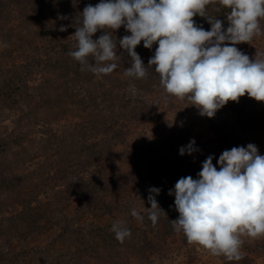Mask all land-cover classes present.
I'll return each mask as SVG.
<instances>
[{"label":"rangeland","instance_id":"374dc122","mask_svg":"<svg viewBox=\"0 0 264 264\" xmlns=\"http://www.w3.org/2000/svg\"><path fill=\"white\" fill-rule=\"evenodd\" d=\"M97 1H65L64 10L69 7L65 14L72 15L74 10L82 8V4ZM261 26L264 28V20H261ZM3 41L0 37V51L5 49ZM40 46L35 43L32 48L39 50ZM236 47L254 59L256 52H264V36L254 38L250 43L237 44ZM32 48L26 49L25 44L20 52L16 48L0 52V67L3 62L25 64L33 57ZM7 76V72L0 71V250L4 254L11 256L18 252L48 249L52 244L50 241L62 234L65 224L45 228L46 221L55 223L64 217L68 227L74 231V239L78 235L77 231L84 229L85 238L82 236L81 239L87 242L89 250L82 252L89 259L88 264H264V236H242L243 259L237 262L229 261L224 256H214L202 246L188 242L183 233L174 231L170 221L178 218V212L174 207V196L168 195L174 186H167L171 178L178 177L174 170L169 171L160 182L165 187L160 188L156 199L159 207L163 206L167 217L161 216L155 226L148 220L143 205L135 197L138 195L144 201V207H150L147 203L149 187L142 184L145 175L130 167L128 159L131 156L142 157L149 147L154 153L161 146H169L172 142H175L174 148L179 147L183 143L182 137L188 139L179 132L187 128L191 129V140H195L200 152L197 153L198 159L193 157V164L198 165L210 148L216 149L214 152L218 159L221 151L217 149L214 129L222 122L227 125L231 112L219 115L218 110L211 118L217 122L213 125L207 117L199 115V110L191 105V101L171 96L169 105L161 102L156 108L158 110L154 109L156 112L153 110L147 114L146 124H131L130 133H126L124 138L117 139L114 135L107 139L90 135L83 138L81 126L89 124L74 116V111L64 109L67 114L58 116V109H47L48 103H37L28 108L26 94L17 92L13 96L9 93V83L4 81ZM29 78L30 86L42 82L41 74ZM22 81L26 83V75ZM127 96L150 101L146 94L131 88ZM13 97L16 103H13ZM156 97L157 94H154L153 98ZM245 121L249 127H256L247 137V143L254 144L253 137L260 134L259 129L264 130V124L255 119ZM261 138L264 139V136ZM101 139L106 141L98 146L100 150L97 153L96 149L89 148L90 144H96ZM257 147L258 150L260 147L259 154L264 155V140ZM76 164L78 169H75ZM189 166L183 168L180 175L186 176V171H192V165ZM78 179L94 183L98 190L94 194L97 199L94 196L91 199L96 204L101 202L97 210L84 216L78 215L77 200L69 190L70 183ZM133 208L144 215L142 223L130 215ZM32 213L39 216L35 227L28 226ZM116 220L124 221L132 233L123 243L118 242L110 231L112 222ZM42 225L43 229L40 228ZM21 232L25 235L23 239H9V235ZM98 234H101V238ZM32 260L49 264L45 259L34 257ZM67 261H70V257ZM24 262L28 263L26 259L20 263ZM0 264L6 263L0 259Z\"/></svg>","mask_w":264,"mask_h":264},{"label":"clouds","instance_id":"9594fccd","mask_svg":"<svg viewBox=\"0 0 264 264\" xmlns=\"http://www.w3.org/2000/svg\"><path fill=\"white\" fill-rule=\"evenodd\" d=\"M210 3L211 0H99L95 6L88 4L72 35L77 41L76 50L69 55L79 62L82 72L102 77L120 67L118 61L126 51L131 63L124 69L125 77L143 79L148 67H153L165 95L191 101L202 117L213 118L227 102H237L245 94L264 103V52H256L250 59L236 47L264 36V0H218L229 10L226 30L221 20L207 19L211 28L205 30L193 19L206 17ZM122 26L130 35L117 40L114 32ZM98 31L103 34L94 40ZM141 42L149 50L157 44L147 66L135 51ZM198 151L193 139L179 149V155L191 156ZM213 159L209 155L203 161L195 179L181 177L169 190L178 212V218L170 223L188 242L214 256L238 262L243 259L241 237L264 236V155L250 143L224 150L215 165ZM148 192L149 208L144 207L138 195L135 197L155 226L167 214L156 199L161 189L151 187ZM130 215L140 223L145 218L135 208ZM110 231L121 243L132 235L121 220L113 221Z\"/></svg>","mask_w":264,"mask_h":264},{"label":"trees","instance_id":"16d2710c","mask_svg":"<svg viewBox=\"0 0 264 264\" xmlns=\"http://www.w3.org/2000/svg\"><path fill=\"white\" fill-rule=\"evenodd\" d=\"M65 1L67 3L71 2V0H0V37L6 45L4 46L5 49L0 52H4L9 48L13 50L16 48L20 52L25 44L26 49L32 48L35 43L41 45L39 50L32 48L33 57L25 64L19 65L15 62H3L1 64L0 71L8 73L4 81L9 83V93L13 96L17 92L26 94L28 108L37 103H48L47 109H58V116L67 114L64 109L74 111V116L89 124L84 127L81 126L82 132L80 131V133L83 138L89 135L103 136L106 139L112 135L117 139L124 138L126 133H130L131 124L134 123L135 126L146 124L147 114L154 109L158 110L156 108L161 102L169 105L172 102L171 96L165 95L164 89L159 83V75L151 66L148 67L147 76L143 79L125 77L123 75L124 69L130 67L131 63L126 51L122 53V60L118 61L120 67L109 75L97 77L90 72H82L79 62L69 55V52L76 50L77 44L75 37L72 35H74L76 26L81 20L80 13H82L84 7L88 4L95 6L99 1L82 4V8L74 10L72 15L65 14L69 10V7L64 10L63 3ZM214 1H211L208 5L206 17L194 16L193 19L197 25L202 26L205 30H210L211 25L207 22V19L215 18L223 22L222 29L226 30L229 10L220 6L218 0ZM62 26L66 28L63 32L59 30ZM102 34V31H98L93 35V39H98ZM114 35L119 40L130 34L121 27L114 32ZM156 47L157 44H153L152 49H145L143 42L136 47L135 51L140 55L145 66L154 54ZM118 54L121 53L118 51ZM36 74H41L42 82L30 86L29 76L32 77ZM25 75L26 83L22 81V77ZM133 85L136 91L146 94L150 101L128 97L127 91L130 88L133 89ZM154 94L158 96L155 99L153 98ZM12 101L16 103L15 97L12 98ZM228 112H231V114L227 119V125L219 121L220 124L214 129L218 142L217 149L221 153L233 147L250 144L247 143L248 133L254 131L256 127H249L245 121L246 119H255L264 124V103L249 98L247 94L240 97L237 102H227L219 109V115L228 114ZM208 120L210 121L211 118H208ZM216 123L214 121L213 125ZM259 132L260 134H257V137H255L256 135L253 137L255 139L253 142L257 146H261V141L264 140L261 138L262 135L264 136V130L259 129ZM179 133L181 136L185 135L188 138L182 137L183 143L179 147L174 148L175 142H172L169 146H161L154 153H152V148L149 147L145 149L146 152L142 157L131 156L128 159L130 167L133 166L145 175V182H142L144 186L164 188L165 186L160 185V182L166 178L169 171L173 172L174 170L178 177L174 176L168 182L167 186L171 188L178 179L185 177L180 174L184 170L183 168L190 167L189 165H192L193 170L186 171V176H192L195 179L197 173L201 170L203 161L209 155L214 157L213 164H216L217 157L214 148H210L205 152L198 165H194L192 159L193 157L198 159L197 153L200 152H195L191 156L187 154L184 156L179 155V149L187 145L192 139L191 136H193L191 129L187 128H182ZM106 139H101L96 144H90L89 148L96 149L97 153L100 150L98 146H102ZM77 146H79V143ZM151 155H153V158H151ZM78 168V164H76L75 169ZM70 184L69 190L71 196L77 200L76 211L79 216L93 213L98 209L101 202L96 204L91 199L98 191L94 183H87L78 179ZM98 194L102 195L100 192ZM94 197L96 198V196ZM160 208L164 209L163 206H160ZM37 216V214H31L28 226L35 227L38 224L39 216L35 219ZM24 223L26 224L27 221L25 220ZM46 224L45 228L65 224V227H61L62 234L50 241L52 244L48 249L36 252L31 250L29 253L18 252L13 253L11 256H7L0 250V259L6 264H22L20 262L25 261V259L28 261V263L24 262L25 264H39L33 262L34 257L38 260L45 259L49 264H60V262H62L61 264L63 262L64 264H88L89 259L82 252L89 250L87 242L81 239L82 236L85 238L84 229H79L77 231L78 235L74 239V231L68 227V222L64 217L55 223L46 221ZM40 228L43 229V225ZM23 234L24 232L9 235V239H23L25 237ZM98 236L101 238V234H98ZM59 249L60 252H55ZM25 255L26 257H24ZM68 257H70V261H67Z\"/></svg>","mask_w":264,"mask_h":264}]
</instances>
